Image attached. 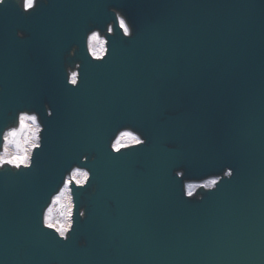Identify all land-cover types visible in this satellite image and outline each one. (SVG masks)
Here are the masks:
<instances>
[{
	"label": "water",
	"instance_id": "water-1",
	"mask_svg": "<svg viewBox=\"0 0 264 264\" xmlns=\"http://www.w3.org/2000/svg\"><path fill=\"white\" fill-rule=\"evenodd\" d=\"M34 3L0 5V152L42 127L0 165V264H264V0ZM74 168L65 239L44 218Z\"/></svg>",
	"mask_w": 264,
	"mask_h": 264
},
{
	"label": "snow or ice",
	"instance_id": "snow-or-ice-1",
	"mask_svg": "<svg viewBox=\"0 0 264 264\" xmlns=\"http://www.w3.org/2000/svg\"><path fill=\"white\" fill-rule=\"evenodd\" d=\"M5 4V0H0V5H4ZM25 7V10H34L35 8V3H34V0H26V3L24 5ZM120 27L123 29V32L125 35H130V32H129V29L128 27L126 26L125 24V21L123 19L120 20ZM109 31H111V29H109ZM97 37V34L96 33H93V36L90 38L91 39H96ZM74 84L76 83L75 79H73L72 81ZM49 115H51V112H49ZM37 117L36 116H29L27 114H21L19 116V123H20V126L23 127L24 126V123L26 120H31L33 121V123H35ZM40 129L39 127H36L35 131L33 132V147H41L40 144L36 143V139H38L36 137V132H39ZM17 135V130L15 128H13L12 130L4 133L3 135V139H4V142H5V145L7 146V144L11 143L12 142V139L11 138H14L15 136ZM121 138H124V137H128V138H131V140L135 143V144H142L144 143V141L140 140L138 137L136 136H133L132 133L130 132H122L120 134ZM121 141L120 139H118L116 141V144L114 145V147H116L117 149L119 148V145H120ZM5 151H7V147L5 148ZM28 159L29 157L25 154V155H16L13 159H10V160H4L2 157H0V160H3V163L4 164H8V165H13L14 167L16 168H20L21 165H25L27 166V162H28ZM5 172H10V169H5L4 170ZM3 172H0V176H3ZM12 175H18V173H12ZM83 176L87 177V173H82ZM229 176L232 175V172L230 171L228 173ZM73 181L72 180H66L64 181V189H62L59 193V195L56 196L54 202L56 201H59L60 200V197L64 196L66 191L68 190L69 188V185L72 183ZM77 183H79L77 181ZM70 199V197H69ZM50 211L49 210V214L45 216L44 218V223L47 227L49 228H55V230L59 233V236L61 238H65V233L68 231V228L70 227V225L68 223L66 224H63V225H60V226H56L54 225L52 222H51V217H50ZM68 216L71 215V210L69 209V212L67 213ZM79 215L81 216H84L85 214L83 212L79 213Z\"/></svg>",
	"mask_w": 264,
	"mask_h": 264
},
{
	"label": "bare ground",
	"instance_id": "bare-ground-1",
	"mask_svg": "<svg viewBox=\"0 0 264 264\" xmlns=\"http://www.w3.org/2000/svg\"><path fill=\"white\" fill-rule=\"evenodd\" d=\"M24 3H26V0H24ZM122 19L125 21V24H126V26L128 27V25H127V22H126V20L124 19V17H122ZM128 29H129V27H128ZM93 33H96L97 34V37H96V39H99V41L101 42V44H104L105 43V38L104 37H102V36H100V35H98V32L97 31H94V32H92L91 34H90V36L88 37V43H89V45H90V47H91V44H92V42L95 40V39H91L90 40V38L93 36ZM93 52V51H92ZM24 114H26V113H24ZM27 115H29V116H33L32 114H28L27 113ZM36 127H39L40 128V123L38 122V120L36 119V121H35V123H33V121H31V120H26L25 121V123H24V126L23 127H21L20 125H18L17 127H14L16 130H18V131H24L23 132V139H24V142L26 143V155H28L29 154V152H30V150H31V148H32V145H33V132L35 131V129H36ZM8 131H10V129L9 130H7L6 132H8ZM132 135L133 136H136V135H134L133 133H132ZM29 136H31V138L29 139L28 137ZM119 136L120 135H118L117 136V140H118V138H119ZM36 137L38 138V132H36ZM137 137V136H136ZM29 139V140H28ZM130 139V141H132L131 140V138H129ZM36 143H37V139H36V141H35ZM7 147V151H5V148ZM11 147L10 146H6L5 145V142H4V144H3V146H2V152H0V157H2L4 160H10V159H13L14 157H13V153H12V151H11ZM0 162H3V160H1ZM73 173L76 175V178L78 179V180H80V181H82V180H84L85 179V176H83L82 175V173H86L85 171H75V168L73 169ZM78 174V175H77ZM63 197V199L64 198H66L67 199V201H68V203H69V205L70 204H72L71 203V200L69 199V197H70V194H69V192H68V190H67V193L65 194V196H62ZM62 197H60V198H62ZM55 198H56V196H54L53 197V199H52V202H51V204H50V208L51 207H53L54 206V200H55ZM50 208H49V210H50ZM52 209V208H51ZM49 210L47 211V215H48V213H49ZM69 212V211H68ZM53 215V214H52ZM57 218V217H56ZM60 223H62V225L63 224H66V223H68L69 225H70V218H68V215H67V217H66V220L65 219H62L61 217H60V219L58 220ZM54 223H58V222H56V221H54ZM59 224V223H58Z\"/></svg>",
	"mask_w": 264,
	"mask_h": 264
},
{
	"label": "rangeland",
	"instance_id": "rangeland-1",
	"mask_svg": "<svg viewBox=\"0 0 264 264\" xmlns=\"http://www.w3.org/2000/svg\"><path fill=\"white\" fill-rule=\"evenodd\" d=\"M91 48H92V51L94 53L100 54L101 51L104 49V45L101 44V42L99 41V39H95L92 42V44H91ZM23 132L24 131H18L17 130V135L14 138H11L12 139V142L11 143L7 144L8 146H10L12 148L11 151L13 153V157H15L16 155H25L26 154L25 152H26V146L27 145L24 142V139L22 137L23 136ZM28 138L30 139L31 136H29ZM74 176L76 178V175H74ZM193 187H194V185H190V188L191 189ZM66 193H67V191H66ZM51 208H50V210H51L50 211L51 222L58 227V226L62 225V223H60L58 221L60 219V217L62 219H65L66 220L67 213L69 211L70 205H69L67 199L66 198L63 199V197H62V198H60L59 201L54 202V206L51 207ZM54 221L58 222L59 224L58 223H54Z\"/></svg>",
	"mask_w": 264,
	"mask_h": 264
}]
</instances>
